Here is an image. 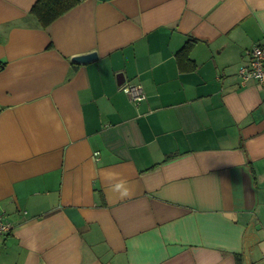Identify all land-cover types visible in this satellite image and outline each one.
I'll return each instance as SVG.
<instances>
[{
    "label": "crops",
    "instance_id": "crops-1",
    "mask_svg": "<svg viewBox=\"0 0 264 264\" xmlns=\"http://www.w3.org/2000/svg\"><path fill=\"white\" fill-rule=\"evenodd\" d=\"M37 1L0 0V264H264V0Z\"/></svg>",
    "mask_w": 264,
    "mask_h": 264
},
{
    "label": "built area",
    "instance_id": "built-area-1",
    "mask_svg": "<svg viewBox=\"0 0 264 264\" xmlns=\"http://www.w3.org/2000/svg\"><path fill=\"white\" fill-rule=\"evenodd\" d=\"M248 64L243 66L238 71L241 85L245 86L248 82L254 81L257 84L264 87V41L260 44L254 45L247 51ZM121 90L126 93L134 102H140L144 100L145 95L142 88L138 85H123ZM97 154H94L95 160H97ZM11 231L10 224L3 220L2 214H0V240L5 238Z\"/></svg>",
    "mask_w": 264,
    "mask_h": 264
},
{
    "label": "trees",
    "instance_id": "trees-1",
    "mask_svg": "<svg viewBox=\"0 0 264 264\" xmlns=\"http://www.w3.org/2000/svg\"><path fill=\"white\" fill-rule=\"evenodd\" d=\"M83 0H38L31 9V14L37 19L41 27L47 28L58 17L78 5ZM179 52V61L185 57L188 59L191 48V40ZM192 66L191 68H193ZM238 259V258H237ZM241 259H238L240 264Z\"/></svg>",
    "mask_w": 264,
    "mask_h": 264
},
{
    "label": "water",
    "instance_id": "water-1",
    "mask_svg": "<svg viewBox=\"0 0 264 264\" xmlns=\"http://www.w3.org/2000/svg\"><path fill=\"white\" fill-rule=\"evenodd\" d=\"M97 59L96 53H90L82 56H77L72 59V61L76 64H87Z\"/></svg>",
    "mask_w": 264,
    "mask_h": 264
},
{
    "label": "clouds",
    "instance_id": "clouds-1",
    "mask_svg": "<svg viewBox=\"0 0 264 264\" xmlns=\"http://www.w3.org/2000/svg\"><path fill=\"white\" fill-rule=\"evenodd\" d=\"M122 185H118L117 187H121ZM127 190L125 189V191L122 193V195H127Z\"/></svg>",
    "mask_w": 264,
    "mask_h": 264
}]
</instances>
